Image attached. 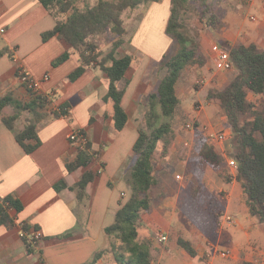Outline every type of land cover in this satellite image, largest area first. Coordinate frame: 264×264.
<instances>
[{
	"label": "crops",
	"instance_id": "obj_1",
	"mask_svg": "<svg viewBox=\"0 0 264 264\" xmlns=\"http://www.w3.org/2000/svg\"><path fill=\"white\" fill-rule=\"evenodd\" d=\"M65 15L54 16L40 0H0V98L10 94L16 101L29 102L36 94L21 82L14 56L34 77L42 80L49 74V79L42 81V89L37 93L48 100L45 107L20 109L11 103L0 113V198L11 195L23 205L20 211L9 209L14 218L13 225L0 224V264H89L101 250L108 251L97 264H118L113 248L120 242L106 234L105 227L114 222L121 207L120 201L125 196L122 195L127 190L124 175L133 165L134 151L129 150L127 141L134 145L138 137V129L130 125L132 115L127 105L133 81L128 82L123 98L129 120L126 127L118 131L113 125V102L103 100L109 87L105 71L99 66L88 67L78 78L71 79L70 75L79 65L77 54L53 65L54 60L70 48L59 36L46 39L44 33L53 30L57 20L65 19ZM66 104L69 114L56 116L54 111ZM14 114L17 118L13 128H9L3 117ZM30 123L36 124L38 140L33 138L26 142L39 143L28 153L19 143L17 134ZM79 129L87 131L92 150L100 154L102 161L96 163L95 159L87 167L97 175L88 184L82 199L74 186L86 168L69 171L66 166L76 155L70 135ZM125 132L128 134L123 136ZM223 146L215 145L221 154L224 153ZM106 147H110V151L105 152L103 148ZM214 172L219 175L208 167L204 181L211 179ZM230 175L228 181L217 180V186L213 185L214 189L219 187L227 192L222 217L231 215L235 218L234 223L223 226L218 235L226 226H235L234 240L229 247L233 263L240 260L264 263V223L252 217L236 175ZM60 182L63 184L58 190L56 185ZM153 211L154 208L142 219ZM24 226L42 231L43 238L36 246L30 247L27 238L21 236ZM140 230L141 236V223ZM160 232L168 235L167 241L160 243L156 239ZM149 238L156 247L167 250H161L157 256L150 249L153 261L173 264L169 249L174 244L170 231L158 228ZM186 239L197 249L198 257L205 253L203 245ZM176 244L180 246L178 238ZM196 258L191 256L189 264H194Z\"/></svg>",
	"mask_w": 264,
	"mask_h": 264
},
{
	"label": "trees",
	"instance_id": "obj_2",
	"mask_svg": "<svg viewBox=\"0 0 264 264\" xmlns=\"http://www.w3.org/2000/svg\"><path fill=\"white\" fill-rule=\"evenodd\" d=\"M40 1L56 17L62 13L67 14L65 19L57 20L53 30L44 33L46 39L54 35L59 36L70 48L57 57L53 65L57 66L69 59L72 54H77L79 65L70 75L71 79L78 78L88 67L102 68L109 78L108 92L103 100L113 102L114 129L123 130L129 120L128 112L123 106V98L129 82L126 75L134 59L131 54L118 55L125 33L120 15L128 7L135 8L144 1L159 0H99L96 5H86L84 8L77 6L76 0ZM192 3L198 5L199 17L206 25L215 29L220 25V18L212 11L209 0H171L170 16L165 31L174 39L177 48L171 57L169 53L164 55L161 64L167 66L168 72L148 95L149 110L146 112V121L149 130L138 128V137L133 145L134 162L125 176V181L131 188V196L117 210L114 222L105 227L106 234L125 245L124 252H118L115 246L113 248L118 264H161L153 261L150 248L138 243L137 239L141 232L142 216L152 211L154 190L159 185L155 171L159 145L163 144L162 152L166 156L176 140L175 130L170 121H162L159 125H154L153 119L160 116L169 118L176 114L182 102L177 86L184 68L206 63V58L201 52V44L183 31L179 20L182 10ZM109 27L118 39L110 51L103 54L95 38ZM224 48L230 52L237 74L224 88H212L208 97L217 101L228 119L235 148L233 157L238 162L236 179L242 187L250 214L264 223V112H257L255 119H250L254 104L249 100L250 93L264 95V48L258 47L255 43L249 45L238 43ZM123 81L125 86L120 87L119 83ZM47 102L48 100L37 93L29 102L16 101L8 94L0 98V113L11 103L16 104L20 109H33L34 106L43 108ZM68 107V104L60 107L59 110L54 111L55 115H68ZM16 118V114L4 116L3 121L9 128H13ZM81 131L87 135L86 130L81 129ZM33 138L38 140L35 123L28 124L21 133L17 134L19 143L28 153L32 152L39 143L38 141L31 145L26 142ZM193 148L196 152V163L193 170L192 195L195 196L204 185L206 169L210 167L220 175L226 160L215 145L209 142L208 137L197 128ZM75 150V158L67 162L66 166L69 171L86 168L74 186L78 197L82 199L88 184L97 175L87 167L94 162L98 154L92 150L90 140L84 148L75 147ZM228 180L227 177L226 181ZM62 184L63 182H60L56 188L59 190ZM10 208L20 211L23 205L11 195L0 198V224L13 225L14 218L9 213ZM222 214L221 210L214 213L215 222L221 221ZM23 229L29 227L24 226ZM178 244L190 256L198 257L199 252L190 240L179 236ZM107 251L98 252L89 264H97ZM240 263L255 264L245 260Z\"/></svg>",
	"mask_w": 264,
	"mask_h": 264
},
{
	"label": "rangeland",
	"instance_id": "obj_3",
	"mask_svg": "<svg viewBox=\"0 0 264 264\" xmlns=\"http://www.w3.org/2000/svg\"><path fill=\"white\" fill-rule=\"evenodd\" d=\"M98 1L76 0L75 3L80 8H84L86 5L94 6ZM209 1L212 11L220 18L218 29L206 25L201 20L197 10L198 5L194 3L182 10L179 19L183 31L201 44V52L206 58V63L184 68L177 86L182 102L176 114L169 118L160 116L153 119L154 125H159L162 121H170L175 130L176 140L166 156L162 152L163 144L159 145L155 164L159 185L154 190V211L141 220L143 234L137 242L154 250L155 255L158 256L161 250L165 252L167 250L156 247L149 236L158 228L169 230L171 241L174 244V247L169 249L172 253L169 254L174 259L173 264H189L191 260V256L176 244L178 236L189 238L195 244L203 245V253H205L197 257L194 264H241L242 261L233 263V257L223 258L214 252L215 248L229 252L235 236L233 225L226 226L224 232L218 235L222 231L223 217L218 223L214 218L217 210L223 213L222 206L227 192L220 190L219 187L214 189L213 185L217 186V180L220 182L225 181L227 177L230 178L231 169L225 164L220 175H215L214 172V176L206 179L199 192L193 196L194 182L191 178H193L192 172L196 157L193 144L196 128L204 133L208 140L212 132L229 130L231 134L224 144L225 153L233 156L235 148L232 129L217 101L211 100L208 93L212 88H224L234 78L237 71L235 69L218 71L214 60L217 50L227 45L255 43L258 47L264 48V0ZM170 10L171 0L144 1L135 8L124 9L120 15L125 33L123 44L118 49V55L131 54L134 59L127 73L128 81H133L131 92L127 96V105L132 115L130 125L135 129L149 130L146 121V112L149 110L148 95L168 72L167 66L161 64L164 55L169 53L171 57L177 48L174 39L165 31ZM95 39L100 50L106 54L118 37L109 27L105 32L98 34ZM124 84L125 81L119 86L123 87ZM101 91L98 92L97 97ZM249 100L254 104V111L250 116L253 120L257 112H264V95L250 93ZM108 121L107 119L106 124L109 123ZM188 124L193 127H189ZM127 130L129 131L130 128ZM124 134L128 133H123V136ZM127 141L129 150L133 151V142ZM103 149L108 152L111 148ZM134 158L135 155L132 157V163ZM100 161V154H98L96 163ZM124 183L127 190L122 195V197L125 196L120 201L121 205L131 196L130 186L127 182L124 181ZM148 232L149 235H147ZM124 246L120 242L115 245V248L118 252H124Z\"/></svg>",
	"mask_w": 264,
	"mask_h": 264
},
{
	"label": "built area",
	"instance_id": "obj_4",
	"mask_svg": "<svg viewBox=\"0 0 264 264\" xmlns=\"http://www.w3.org/2000/svg\"><path fill=\"white\" fill-rule=\"evenodd\" d=\"M253 19H256L255 17H252ZM13 60L17 64V74L20 77L21 82L25 85V87L34 93H39L42 89V81L49 79V74H45L44 78L38 79L34 77L31 72L26 68L25 65H23L18 58L15 56L13 57ZM215 67L218 71H229L234 69V65L231 61L230 52L226 50L225 48H221L217 50L216 56H215ZM189 127H193V125L188 124ZM194 130V128H193ZM231 134V131L229 130H222L220 132H212L209 134V142L213 145H224V143L228 140L229 136ZM88 134H84L80 129L74 130L72 134L70 135V141L76 148H84V146L89 141ZM224 148V146H223ZM226 152L224 148V153ZM226 154V153H225ZM227 166L231 169V174L236 175L237 169H238V162L233 156H228L226 154L225 156ZM99 172L101 171L98 169ZM235 221V218L231 215H226L222 220V228L225 225H231ZM21 236L26 237L28 240V244L30 247L36 246L43 238V233L39 228L33 227L29 229H23L21 230ZM156 239L161 243L168 240V235L166 233L160 232L156 235ZM215 254L218 253L223 258L232 257L231 252L223 251L219 248L214 249ZM210 255V254H208ZM210 264V263H208Z\"/></svg>",
	"mask_w": 264,
	"mask_h": 264
}]
</instances>
